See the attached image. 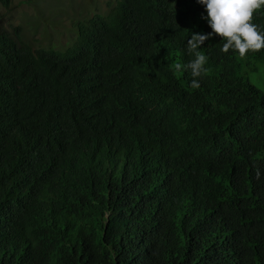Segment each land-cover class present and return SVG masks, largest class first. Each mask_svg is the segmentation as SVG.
I'll return each mask as SVG.
<instances>
[{"label": "trees", "instance_id": "1", "mask_svg": "<svg viewBox=\"0 0 264 264\" xmlns=\"http://www.w3.org/2000/svg\"><path fill=\"white\" fill-rule=\"evenodd\" d=\"M110 8L64 49L0 24V264H264V50L211 37L194 89L204 5Z\"/></svg>", "mask_w": 264, "mask_h": 264}, {"label": "clouds", "instance_id": "2", "mask_svg": "<svg viewBox=\"0 0 264 264\" xmlns=\"http://www.w3.org/2000/svg\"><path fill=\"white\" fill-rule=\"evenodd\" d=\"M119 1L114 0L113 6ZM197 3L205 6L207 15L202 14L201 18L207 20L212 31L204 34L193 32L191 38L187 39L186 48L194 59L183 66L180 63L174 65L176 72L182 68L190 69L193 77L191 87L194 89L200 87L196 78L206 75L208 71L205 67L208 56L199 49L211 37L219 36L225 41L220 51L228 53L232 50L238 53L240 58L246 57L249 52L264 50V31L253 22L255 13L264 8V0H197ZM239 255L236 249H227L222 254L221 263L235 264Z\"/></svg>", "mask_w": 264, "mask_h": 264}, {"label": "rangeland", "instance_id": "3", "mask_svg": "<svg viewBox=\"0 0 264 264\" xmlns=\"http://www.w3.org/2000/svg\"><path fill=\"white\" fill-rule=\"evenodd\" d=\"M113 5L114 0H13L9 11L0 5V12H6L0 24L11 32L13 27L23 26L27 35L34 33L30 39H37L36 44L64 49L71 35L75 36L69 30L72 21L81 13L90 14V9L107 12Z\"/></svg>", "mask_w": 264, "mask_h": 264}]
</instances>
